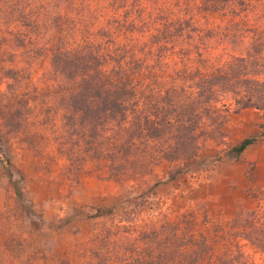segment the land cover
<instances>
[{"label":"rangeland","instance_id":"1","mask_svg":"<svg viewBox=\"0 0 264 264\" xmlns=\"http://www.w3.org/2000/svg\"><path fill=\"white\" fill-rule=\"evenodd\" d=\"M35 1L0 0V264L146 263L153 247L160 252L150 230L163 223L180 237L202 238L198 264H217L236 247L234 219L264 208V140L239 160L227 156L259 134L264 112L236 111L224 97L216 105L220 130L215 138L209 125L198 131L196 157L163 160L141 179L115 178L107 159L74 164L61 143L70 109L51 68L53 16ZM38 19L49 25L42 40ZM98 209L114 212L92 218ZM239 242L250 264H264L263 253Z\"/></svg>","mask_w":264,"mask_h":264},{"label":"trees","instance_id":"2","mask_svg":"<svg viewBox=\"0 0 264 264\" xmlns=\"http://www.w3.org/2000/svg\"><path fill=\"white\" fill-rule=\"evenodd\" d=\"M33 4L53 16L51 68L55 84L66 87L70 109L61 143L74 164L107 159L115 178L141 179L163 160L196 157L198 131L209 125V137L215 138L220 130L223 115L216 105L224 97L233 98L236 111L264 112V0ZM48 27L38 19L39 40ZM261 140L264 124L227 156L239 160ZM9 176L24 202L11 170ZM113 212L98 209L92 218ZM232 227L236 247L217 264H250L239 241L264 254V208L238 215ZM177 228L169 223L153 227L149 243L159 245L160 252L153 247L148 261L136 264H157V259L198 264L205 242L180 237Z\"/></svg>","mask_w":264,"mask_h":264}]
</instances>
